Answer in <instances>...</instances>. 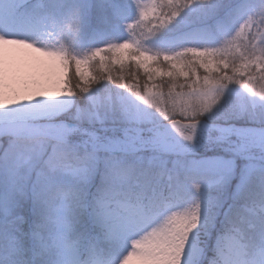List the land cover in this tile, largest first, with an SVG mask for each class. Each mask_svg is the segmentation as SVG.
Returning <instances> with one entry per match:
<instances>
[{"label":"snow or ice","instance_id":"1","mask_svg":"<svg viewBox=\"0 0 264 264\" xmlns=\"http://www.w3.org/2000/svg\"><path fill=\"white\" fill-rule=\"evenodd\" d=\"M0 264H264V0H0Z\"/></svg>","mask_w":264,"mask_h":264}]
</instances>
